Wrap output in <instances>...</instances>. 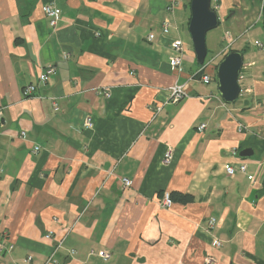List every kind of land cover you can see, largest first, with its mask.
Returning a JSON list of instances; mask_svg holds the SVG:
<instances>
[{"label": "crops", "instance_id": "0c3cea01", "mask_svg": "<svg viewBox=\"0 0 264 264\" xmlns=\"http://www.w3.org/2000/svg\"><path fill=\"white\" fill-rule=\"evenodd\" d=\"M211 7L232 43L262 45L243 52L250 99L224 103L214 63L200 80L190 0H0V264H264V43L250 0ZM212 41L221 59L222 34ZM174 84L186 92L175 103ZM239 162L246 172L227 175ZM171 192L193 200L165 207Z\"/></svg>", "mask_w": 264, "mask_h": 264}, {"label": "water", "instance_id": "95a60500", "mask_svg": "<svg viewBox=\"0 0 264 264\" xmlns=\"http://www.w3.org/2000/svg\"><path fill=\"white\" fill-rule=\"evenodd\" d=\"M219 25V18L211 7V0H190L188 32L197 64L201 65L207 55L206 33ZM243 65V53L231 50L224 54L215 66L217 93L224 103L237 101L241 84L239 74ZM240 157H252L253 149L242 148Z\"/></svg>", "mask_w": 264, "mask_h": 264}, {"label": "built area", "instance_id": "2783aa9c", "mask_svg": "<svg viewBox=\"0 0 264 264\" xmlns=\"http://www.w3.org/2000/svg\"><path fill=\"white\" fill-rule=\"evenodd\" d=\"M173 4H171L170 6H167V9H170L172 8ZM42 11L43 13L49 18V23L51 25H54L56 20H57V17H58V9L53 5V4H43L42 5ZM168 30V22L167 20H165L163 22V27H162V31L163 32H167ZM227 35V34H226ZM226 37V36H225ZM224 37V38H225ZM152 38V35H148V39L150 40ZM227 43H226V47L228 45H230L231 43V40L227 39L225 40ZM256 45L261 48L262 45L260 43H256ZM170 47L171 49L175 52V55L171 57V65L173 67H178L180 65V62H181V54H182V51H183V47H182V43L180 40H173L170 44ZM212 60L213 59H209L208 61L204 62L200 65V68L198 70V73H199V76H200V80L207 84L210 82L211 80V76L210 74L206 71V69L208 67L211 66V63H212ZM55 69L53 66H47L42 72L39 73L38 75V78H37V81L38 82H46L49 77L54 73ZM243 73L240 72L239 74V82L241 84V80L243 79ZM35 90V85L34 84H29V85H26L25 87H23L22 91H23V94L25 96H29L33 93V91ZM101 93L104 94L105 97H109V91L108 90H105L103 89L101 91ZM184 96H186V92H185V89H184V86L181 85V84H174L173 86H171L169 88V101L170 102H178L180 99H182ZM157 110L159 109V107L156 108ZM264 114V112H263ZM1 116H2V112L0 110V119H1ZM91 122H90V119H86L85 122H84V126L85 127H91ZM205 127V124H201L199 126V129H202ZM242 128V126H240V129ZM23 134V133H22ZM33 150L36 152L39 150V147L38 146H35L33 148ZM235 153V152H233ZM172 158H173V151L171 148H168L165 150L163 156H162V164L163 165H168L171 163L172 161ZM225 171H226V174L227 175H233L236 171H239L241 173H245L246 172V166L243 162H239L238 165L236 166H233V165H227L226 168H225ZM249 180L250 181H254V176L253 175H249L248 176ZM122 183L124 186H129L130 185V180L128 178H122ZM161 204L165 207H169L171 204H172V201L169 197V194L168 193H164L163 194V197H162V200H161ZM210 224H213V219H211L210 221ZM52 232H47V234L45 235V238L47 239H50L52 237ZM213 244L214 245H219L220 242L218 240H214L213 241ZM70 252L72 253L73 250H70ZM99 254L104 257V258H107L109 256L108 252L106 251H100ZM30 259V257H28V260ZM212 258L211 257H207L205 259V263L207 264H210L212 262ZM44 264H58L57 263V260L56 258H54V255L53 254H50Z\"/></svg>", "mask_w": 264, "mask_h": 264}, {"label": "rangeland", "instance_id": "374dc122", "mask_svg": "<svg viewBox=\"0 0 264 264\" xmlns=\"http://www.w3.org/2000/svg\"><path fill=\"white\" fill-rule=\"evenodd\" d=\"M250 3L253 6L250 13H253V11H254L253 19L255 21L254 22L255 23L254 24L255 27L251 30V33H254L255 37L259 41L264 43V30L262 29L261 23H260V16H261V13H262V8L264 7L263 0H261L260 2H256L257 4H255L254 1L250 0ZM254 7H255V9H254ZM223 21H224V19H222V20L220 19L219 20V25L216 28H214V29H212V30H210V31H208L206 33L207 55L205 57V62L208 61L209 59H212V58H213L212 64L213 63L217 64L220 61V59H219L220 57L219 56H214V55L217 54V51H218V48H219V44L217 43V45L214 46L213 43L215 41L214 42L212 41V38L213 37H216V38L219 37L220 33L222 34V39L223 40H226V38L231 40V43H230V45L227 46V48L223 47V50H222V54L223 55H224V53L226 54L227 52H229L231 50L244 49L245 52H248V51L251 50V52L257 53L255 56L259 57L260 53H258V52H260V51L256 48L257 46H255L254 44H253L254 47L250 48V44H248L246 42V44H245L246 48H240V47H242L243 43H241V44L237 43V42L232 43L234 36H233V34H232V32L230 30L225 29V28H227L228 24L227 23L225 24ZM226 43L227 42L225 41V45H226ZM223 55H221V58H222ZM261 56L264 57V53H262ZM262 60H264V59H262ZM249 61H250V58L246 60V64H245L246 69L243 70V74H242L243 75V79L241 80V92H240V95H239L237 101H239L241 99H250L251 88H250V86L248 84L247 79L245 78L246 75H247L246 73H248L247 72V70H248L247 68H250V66L247 65V63Z\"/></svg>", "mask_w": 264, "mask_h": 264}, {"label": "trees", "instance_id": "16d2710c", "mask_svg": "<svg viewBox=\"0 0 264 264\" xmlns=\"http://www.w3.org/2000/svg\"><path fill=\"white\" fill-rule=\"evenodd\" d=\"M256 1L260 2L261 0H256ZM263 4H264V0H263ZM260 23H261L262 29L264 30V7L262 8V13L260 16ZM239 51H241L243 53L244 49H239ZM261 192L264 193V180H263V186L261 188ZM169 197H170L171 201H178L181 203H188V202H191L193 200L192 195H190L188 193L183 194L180 192H171L169 194Z\"/></svg>", "mask_w": 264, "mask_h": 264}]
</instances>
